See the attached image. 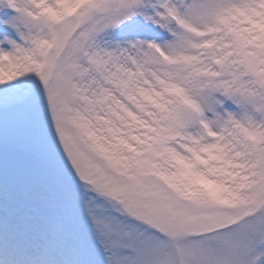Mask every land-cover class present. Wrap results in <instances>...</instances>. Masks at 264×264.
Listing matches in <instances>:
<instances>
[{
    "label": "snow or ice",
    "instance_id": "1",
    "mask_svg": "<svg viewBox=\"0 0 264 264\" xmlns=\"http://www.w3.org/2000/svg\"><path fill=\"white\" fill-rule=\"evenodd\" d=\"M0 264H264V0H0Z\"/></svg>",
    "mask_w": 264,
    "mask_h": 264
}]
</instances>
